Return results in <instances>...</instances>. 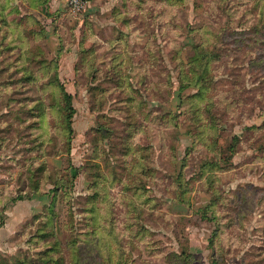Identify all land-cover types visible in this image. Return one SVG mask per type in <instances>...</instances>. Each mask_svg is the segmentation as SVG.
I'll return each mask as SVG.
<instances>
[{
  "label": "rangeland",
  "instance_id": "obj_1",
  "mask_svg": "<svg viewBox=\"0 0 264 264\" xmlns=\"http://www.w3.org/2000/svg\"><path fill=\"white\" fill-rule=\"evenodd\" d=\"M0 264H264V0H0Z\"/></svg>",
  "mask_w": 264,
  "mask_h": 264
},
{
  "label": "built area",
  "instance_id": "obj_2",
  "mask_svg": "<svg viewBox=\"0 0 264 264\" xmlns=\"http://www.w3.org/2000/svg\"><path fill=\"white\" fill-rule=\"evenodd\" d=\"M67 4L71 10L80 12L86 8L87 0H67Z\"/></svg>",
  "mask_w": 264,
  "mask_h": 264
},
{
  "label": "trees",
  "instance_id": "obj_3",
  "mask_svg": "<svg viewBox=\"0 0 264 264\" xmlns=\"http://www.w3.org/2000/svg\"><path fill=\"white\" fill-rule=\"evenodd\" d=\"M88 1V0H87ZM60 87V86H59ZM62 91V90H61ZM64 96L66 97V98H68L69 96H68V94H65L64 93ZM71 113H72V111H71ZM70 116V115H69ZM70 118V117H69ZM70 132V131H69Z\"/></svg>",
  "mask_w": 264,
  "mask_h": 264
}]
</instances>
